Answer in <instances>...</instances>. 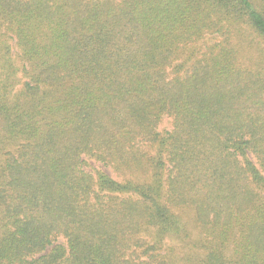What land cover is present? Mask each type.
Here are the masks:
<instances>
[{"label": "trees", "instance_id": "obj_1", "mask_svg": "<svg viewBox=\"0 0 264 264\" xmlns=\"http://www.w3.org/2000/svg\"><path fill=\"white\" fill-rule=\"evenodd\" d=\"M0 264H264V0H0Z\"/></svg>", "mask_w": 264, "mask_h": 264}, {"label": "rangeland", "instance_id": "obj_2", "mask_svg": "<svg viewBox=\"0 0 264 264\" xmlns=\"http://www.w3.org/2000/svg\"><path fill=\"white\" fill-rule=\"evenodd\" d=\"M169 121H164L161 125V128H165V129H168L170 126H169ZM101 168L103 169L105 172H107L108 174H111L110 170L108 168H105V167H102L101 165H99L98 163H95L93 161H88L87 162V165L85 166V170L89 171L91 170L92 168Z\"/></svg>", "mask_w": 264, "mask_h": 264}]
</instances>
